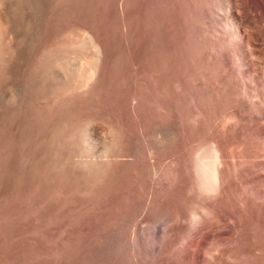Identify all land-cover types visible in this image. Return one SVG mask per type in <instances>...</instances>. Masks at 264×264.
Returning a JSON list of instances; mask_svg holds the SVG:
<instances>
[{"label":"rangeland","instance_id":"374dc122","mask_svg":"<svg viewBox=\"0 0 264 264\" xmlns=\"http://www.w3.org/2000/svg\"><path fill=\"white\" fill-rule=\"evenodd\" d=\"M0 264H264V0H0Z\"/></svg>","mask_w":264,"mask_h":264},{"label":"bare ground","instance_id":"6f19581e","mask_svg":"<svg viewBox=\"0 0 264 264\" xmlns=\"http://www.w3.org/2000/svg\"><path fill=\"white\" fill-rule=\"evenodd\" d=\"M33 1V0H32ZM36 2V1H35ZM39 13V12H38ZM37 13V14H38ZM44 17V16H43ZM46 18V17H45ZM53 19V18H52ZM41 22H43L42 20H40ZM53 24V23H52ZM44 26V25H43ZM41 28H42V26H41ZM2 29V28H1ZM50 32V31H49ZM2 34V33H1ZM46 34V33H45ZM3 35V34H2ZM48 39V38H47ZM29 77H31V76H29ZM33 77V76H32ZM24 122V121H23ZM21 124V123H20ZM24 124V123H23ZM20 127V126H19ZM3 128V127H2ZM3 129H5V128H3ZM6 130V129H5ZM4 131V130H3ZM16 138V137H15ZM16 140V139H15ZM10 141V140H9ZM3 161V160H2ZM214 161V160H213ZM218 168V167H217ZM218 170V169H217ZM220 171V170H219ZM218 172H216V178H218ZM221 175V174H220ZM221 177V176H220ZM12 183V182H11Z\"/></svg>","mask_w":264,"mask_h":264}]
</instances>
